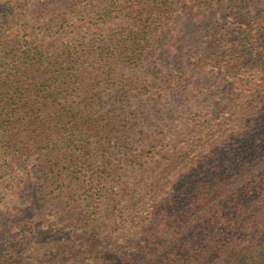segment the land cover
I'll return each instance as SVG.
<instances>
[{
	"label": "rangeland",
	"instance_id": "rangeland-1",
	"mask_svg": "<svg viewBox=\"0 0 264 264\" xmlns=\"http://www.w3.org/2000/svg\"><path fill=\"white\" fill-rule=\"evenodd\" d=\"M95 2L0 0V64L8 63L4 58L8 51H22L26 44L54 51L73 38L144 32L141 59L117 67L135 83L128 92L101 93L103 101L97 107L104 115L125 118L119 125L128 130L129 148L113 137L106 155L97 152L93 143L87 147L90 157L80 152L81 146H71L68 160H58L42 157L39 151L11 155L0 135V264H88V256L83 251L74 253L72 247L91 239L114 252H128V240L143 231L147 216L139 207L141 200L147 204L152 191L166 185L165 165L183 162L187 148L193 142L202 143L207 123L215 148L260 140L259 155L264 154V33L240 46L249 29L237 24L239 18L264 19V0H167L155 10L161 20L143 27L114 14L107 25L92 16L88 27L76 28L79 19L86 18L81 13ZM122 15L130 17V11ZM231 39H238V47L226 46L232 47V61L225 63L221 42ZM237 74H241L239 80ZM193 127H198L199 135L191 139L188 129ZM212 166L224 171L219 168L222 164ZM106 174L109 181L125 182L126 189L112 181L103 184L98 177L106 178ZM99 182L114 189L102 190ZM180 186L175 179V192ZM110 191L118 197L117 208ZM125 207L130 208L119 217L118 210ZM231 207L220 210V217L229 215L218 227L214 213L193 204L190 213L174 208L173 219L167 208V220L177 227L197 230V225L200 232L210 229L231 241L223 255L210 251L207 240H198L195 262L264 264V208L259 198L249 199L246 220L231 216ZM115 219L136 221L126 241L117 231L112 239H103L102 232L114 226Z\"/></svg>",
	"mask_w": 264,
	"mask_h": 264
},
{
	"label": "trees",
	"instance_id": "trees-1",
	"mask_svg": "<svg viewBox=\"0 0 264 264\" xmlns=\"http://www.w3.org/2000/svg\"><path fill=\"white\" fill-rule=\"evenodd\" d=\"M95 1L91 9L81 13L86 18H80V24L78 22L76 28L88 27L87 20H91L92 16H97L102 19L103 25H107L114 14L122 21L130 19L143 27L149 21L161 20L155 10L167 0ZM127 11H130V17L122 18V13ZM161 16L165 17L164 14ZM242 23L248 27L249 34L239 40L240 46L252 43L258 34L264 33V19L261 16L252 20L239 18L238 27ZM143 33L129 31L114 37V34H109L100 35V38H73L54 51L32 48L29 44L23 46L22 51L16 50L14 54V48L8 51L4 57L8 58V63L0 64V135L10 146V154L21 152L24 155L25 152L39 151L42 157L68 160L71 146H81L80 152L90 157L92 151L87 150V147L94 143L96 151L106 155L109 153L106 145L111 144L113 137L121 140L119 143L131 146L132 142L125 140L128 130L119 125L125 118L121 114L104 115L97 107L103 101L101 93L114 90L118 93L128 92V88L135 83L131 79H125L124 72L118 71L117 67L127 63L132 65L141 59L144 55L141 47ZM237 40L221 42L225 47V63L232 61V47L226 46L234 43L237 48ZM240 75H235L237 80ZM38 90L40 93H35ZM205 126L204 122L203 127ZM208 127L209 123L202 143L193 142L191 148H187L182 163L179 162L176 166L165 165L166 185L158 191H152L153 198L147 204L141 200L139 207L147 215V222L144 220L143 231L139 235L128 240V252H114L111 247L104 248L92 239L82 245L75 244L73 252L83 251L89 258L88 264H201L193 260L194 249L198 240H203V243L207 240L210 251L227 254V243L231 241H226L220 235L216 236L215 231L204 229L200 232L197 225V230L187 225L177 227L171 220H167V208L173 219L174 208L179 206L184 213H190L189 206L193 204L208 209L211 215L214 213L218 218L215 220L218 227L220 222H224L225 216L229 215L220 217V210L228 206H232L231 216L242 219L248 215L250 198L252 201L259 198V203L264 208V154L259 155L260 140L245 146L225 145L217 149L212 142V129ZM197 128L188 129V133L193 134L191 139L199 135ZM12 146L17 149L13 150ZM118 146L126 148L120 144ZM215 164H222L219 168H224V171H217V167L212 166ZM105 177H98L104 181L103 184L115 182L114 179L109 181L107 174ZM175 179L181 184L176 192ZM98 184V188L107 192L114 189V186L104 188L102 182ZM115 184L126 189L125 182L116 181ZM170 190L172 193L168 192ZM110 192L113 207L117 208L118 197L114 191ZM129 208L118 210L119 217L123 218ZM241 223L244 221L239 220V224ZM136 226L133 219L126 222L115 219L114 226L112 223L102 232L103 239H112L117 231L126 241L127 235ZM186 253L190 254L184 260L182 255Z\"/></svg>",
	"mask_w": 264,
	"mask_h": 264
}]
</instances>
